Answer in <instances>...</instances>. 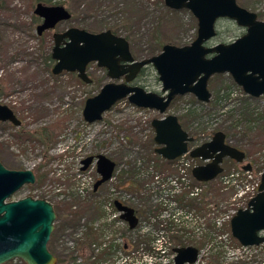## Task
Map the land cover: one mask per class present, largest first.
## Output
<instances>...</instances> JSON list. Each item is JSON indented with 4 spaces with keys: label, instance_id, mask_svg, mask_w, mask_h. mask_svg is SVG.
<instances>
[{
    "label": "rangeland",
    "instance_id": "1",
    "mask_svg": "<svg viewBox=\"0 0 264 264\" xmlns=\"http://www.w3.org/2000/svg\"><path fill=\"white\" fill-rule=\"evenodd\" d=\"M131 1L135 0H42L47 5L60 4L71 14L55 30L75 26L97 32L116 26L129 27L135 32L130 47L136 59L147 57L150 34H157L166 42L185 43L194 38L196 19L189 11L173 15L160 0H140L150 14L129 18L130 12L137 10L131 7ZM236 1L264 20V0ZM36 3L37 0H0V104L12 108L22 121L21 128L7 125L0 128V161L10 169H30L35 174V182L23 185L11 195V200L31 195L49 200L57 209L48 241V249L57 258L56 264H173V248L186 245L199 249L194 264H264V244L237 246L224 234L223 224L212 226L214 219L223 221L224 215L243 203L246 195H240V184L247 183L243 189L250 187L260 181L264 172V121L248 125L238 113L247 102L250 109L264 114L263 95L246 99L250 96L228 73H222L208 80L209 102H195L191 95L171 102L166 113L179 116L184 127L198 138L207 139L215 130H227L230 133L227 141L245 151L243 163H252L253 169L251 177L239 181L234 169L240 164L225 158L222 173L202 185L199 199L187 197L183 190L171 191L174 196L169 198L166 189L172 186L167 177H180L179 162L167 163L149 148L154 136L150 121L160 115L142 111L122 99L104 112L101 120L85 122L81 114L85 99L97 93L110 79L105 69L95 62L87 69L92 79L90 83L81 81L74 72L51 73L55 61L48 60L47 56L53 45V31L36 34L35 26L39 21L33 13ZM216 29L214 42L231 41L244 31L225 18L217 22ZM135 84L161 92L152 65L144 69ZM225 94V98L217 99ZM230 110L234 112L229 115ZM240 117L243 120L230 131L228 127ZM151 146L155 147L154 141ZM99 153L115 162L113 178L99 193L92 194L88 190L81 198L75 194L74 169L81 156ZM180 164L189 170L199 164V160L186 158ZM97 176L95 169L90 172L92 180ZM230 177L234 179H228ZM224 179H228L227 182ZM124 187L128 189L125 197L141 217L137 227L126 233L132 244L131 251H122L123 234L117 233L120 240L114 243L113 254L97 260L93 255H100L101 249L112 246V240L117 238L111 233L123 232L122 223L115 227L107 225L106 214L112 218V211L102 208L101 203L110 192L124 196L120 189ZM192 200L194 207L189 205ZM187 212L193 215L194 222L185 217L189 215ZM204 212L205 220L202 219ZM63 222L67 225L60 228ZM92 227L98 233L91 231V235L98 236L83 238ZM143 236L155 237V240L150 244ZM161 247L165 253L160 255L156 248ZM217 253L219 257L215 260L213 256ZM3 264L25 262L17 258Z\"/></svg>",
    "mask_w": 264,
    "mask_h": 264
},
{
    "label": "water",
    "instance_id": "2",
    "mask_svg": "<svg viewBox=\"0 0 264 264\" xmlns=\"http://www.w3.org/2000/svg\"><path fill=\"white\" fill-rule=\"evenodd\" d=\"M168 8L187 9L196 18L195 38L185 45L165 43L161 50L150 57L135 60L128 40L110 29L99 32L70 26L53 33L51 58L55 61L51 73L75 72L85 83H90L86 67L95 62L105 68L110 81L99 91L85 99L81 114L87 123L102 119L103 113L115 103L126 99L134 107L149 108L165 113L176 96L192 94L201 102L210 100L208 80L215 74L228 73L233 81L250 97L264 99V20L256 12L236 0H163ZM34 13L42 19L36 27L38 34L70 18V12L60 4L47 5L37 2ZM219 18L233 21L244 28V33L231 42L206 45L215 34ZM152 65L161 84L158 94L139 85L130 84L140 70ZM120 79H122L120 81ZM9 120L18 125L19 120L5 104H0V121ZM151 126L155 153L166 160H173L189 152L192 158L206 163L195 165L192 176L201 182L214 179L222 172L224 158L241 163V169L250 171V162L243 163L245 152L229 144L223 131H216L211 140L188 150L192 137L181 127L175 114L153 118ZM96 159L99 174L93 185L96 189L109 180L115 162L106 155L87 156L81 169ZM30 169H10L0 161V264L21 259L25 264H56V256L48 249L54 229L56 212L52 202L45 198L27 195L11 200L13 193L23 185L35 182ZM120 218L134 229L138 217L133 207L114 202ZM231 236L244 247L264 243V172L261 173L257 193L245 208H239L229 220ZM173 264H194L199 249L193 245L173 248Z\"/></svg>",
    "mask_w": 264,
    "mask_h": 264
},
{
    "label": "flooded vegetation",
    "instance_id": "3",
    "mask_svg": "<svg viewBox=\"0 0 264 264\" xmlns=\"http://www.w3.org/2000/svg\"><path fill=\"white\" fill-rule=\"evenodd\" d=\"M161 2L163 3V5H164V2H163V0H161ZM41 3H43V2H41ZM45 4V3H44ZM166 7V6H165ZM168 8V7H167ZM169 9H171V8H169ZM34 10V9H33ZM174 10V9H173ZM176 11H178V12H182V11H188L187 9H178V10H176ZM190 12V11H189ZM33 13H34V11H33ZM191 13V12H190ZM34 15H35V19H37V21H38V19H39V21H38V23L36 24V26H35V32H36V34L38 35V36H40V35H42L45 31H48V30H45V31H43L41 34H38L37 33V31H36V27L42 22V19L39 17V16H37L35 13H34ZM257 15H258V13H257ZM194 17V16H193ZM195 18V17H194ZM258 18H260L259 17V15H258ZM196 19V18H195ZM220 19H223V18H219L217 21H216V23H215V30H216V34H215V36L212 38V39H210L207 43H206V45H213V44H216V43H219V42H221V43H228V42H231L232 40H234L235 38H237L238 36H236L234 39H232L231 41H228V42H223V41H218V42H214L213 41V39L216 37V35H217V29H216V25H217V22L220 20ZM226 19V18H225ZM261 19V18H260ZM229 20V19H228ZM263 20V19H262ZM64 22V21H63ZM61 23V22H60ZM60 23H58V24H60ZM57 24V25H58ZM56 25V26H57ZM56 26H55V28H56ZM55 28H53V29H49V30H52L53 32H52V34H51V37H52V41H53V33L54 32H61V31H63V30H65L66 28H68V27H66L65 29H63V30H61V31H59V30H55ZM240 28H242V27H240ZM243 30H244V28H242ZM106 30V29H105ZM197 30V21H196V28H195V31ZM102 31V30H101ZM112 31V30H111ZM245 31V30H244ZM244 31H243V33H244ZM99 32V31H98ZM242 33V34H243ZM242 34H240V35H242ZM117 35H119V34H117ZM239 35V36H240ZM121 36H123V35H121ZM195 36H196V33H195ZM195 36H194V38H195ZM193 38V39H194ZM192 39V40H193ZM191 40V41H192ZM191 41H189V42H185L184 44H179V45H185V44H189ZM129 42V41H128ZM170 44H174V43H170ZM174 45H177V44H174ZM178 45V46H179ZM53 46V45H52ZM129 46H130V43H129ZM52 48V47H51ZM161 50V49H160ZM130 51H131V47H130ZM131 54H132V51H131ZM157 54V53H156ZM50 56H51V52H50ZM132 56H133V54H132ZM134 57V56H133ZM150 57V56H149ZM144 58H146V57H144ZM135 60H139V59H136V58H134ZM142 59V58H141ZM91 63V62H90ZM89 63V64H90ZM88 64V65H89ZM88 65H87V67H86V71H87V69H88ZM53 66V65H52ZM148 66V65H147ZM147 66H145V67H143L141 70H140V72L137 74V76L131 81V83L130 84H133V85H136L135 84V81H136V79L138 78V76L139 75H141L142 73H143V71H144V69L147 67ZM52 68V67H51ZM105 69V68H104ZM106 71V70H105ZM61 73H63V72H61ZM60 73V74H61ZM75 73V72H74ZM60 74H57V75H60ZM88 74V73H87ZM122 79H120V81H121ZM82 81V80H81ZM91 81H92V79H91ZM123 81V80H122ZM103 85V84H102ZM161 85V84H160ZM160 90H161V87H160ZM148 91H150V90H148ZM210 91V90H209ZM153 92H155V91H153ZM157 93V92H156ZM158 94H163V92H160V93H158ZM185 95H191V96H193V98H194V100H195V102H199V103H201V101H198L195 97H194V95H192V94H190V93H188V94H185ZM184 95H179V96H176L172 101H174V100H176V98H179V97H183ZM211 98V97H210ZM126 100V99H125ZM127 101V100H126ZM171 101V102H172ZM202 103H204V102H202ZM171 104V103H170ZM6 105V104H5ZM8 106V105H7ZM9 107V106H8ZM169 107V106H168ZM10 108V107H9ZM136 108H138V109H141L142 111H152V112H157L160 116H158V117H154V118H159V117H163V116H165V115H167V114H172V113H166V111H165V113H163V114H160L158 111H156V110H154V109H149V108H141V107H136ZM11 110H12V112H13V114L16 116V118L19 120V124L18 125H15V124H13L11 121H9V120H6V121H0V128L2 129L5 125H7V126H9V127H19V128H21V124H22V121H21V119L16 115V113L13 111V109L12 108H10ZM168 109V108H167ZM177 116V115H176ZM177 118H178V121H179V123H180V125H181V127L188 133V135L189 136H191L192 137V140L191 141H189L188 143H187V147H188V150H190V149H192V148H194V147H196V146H199V145H201V144H203L204 142H207V141H209V140H211V138H212V136H213V134L216 132V131H218V130H215V131H213V133L209 136V138H205V139H202V138H198L195 134H192V133H190L189 131H188V129L187 128H185L184 127V125L180 122V118H179V116H177ZM153 119V118H152ZM151 119V120H152ZM150 126H151V121H150ZM152 127V126H151ZM153 129V128H152ZM220 131H222V130H220ZM225 140L227 141V137H226V135H225ZM154 141V140H153ZM228 142V141H227ZM155 143V142H154ZM229 143V142H228ZM230 144V143H229ZM232 145V144H231ZM157 145L155 144V147H156ZM234 146V145H233ZM155 147H154V149H155ZM236 147V146H235ZM236 148H238V147H236ZM238 149H240V148H238ZM240 150H242V149H240ZM244 151V150H243ZM245 152V151H244ZM154 153H155V151H154ZM157 154V153H156ZM96 156L97 154H87V155H84V156H81L78 160V170L80 171V172H87L88 170H90L91 169V171L93 170V169H95V171H96V159L95 158H93V160L88 164V166L85 168V169H81V167H82V165H83V163H82V160L84 159V158H86L87 156ZM158 155V154H157ZM161 159H163V160H165L167 163H176V164H178V162H179V165H178V170L179 169H181L182 168V164H180V161H184V159H198L199 160V164H196V165H200V164H204V163H206V161L205 160H202V159H200V158H192L190 155H189V152H186V153H184V154H182L181 156H179V157H177V158H175V159H173V160H166V159H164L163 157H161L160 155H158ZM227 158V157H226ZM225 159V158H224ZM224 159H223V161H224ZM230 159V158H229ZM245 159H246V153H245ZM233 160V159H232ZM169 161H171V162H169ZM245 161V160H244ZM182 163V162H181ZM186 163V162H185ZM237 163V162H236ZM3 164V163H2ZM184 164V163H183ZM222 164H223V162H222ZM221 164V165H222ZM238 164H240V167L239 168H237V169H234V172L236 173V179H238L239 181H242V179L243 178H245V180L247 179V178H249V177H251L252 176V169H253V165H252V163H251V165H252V169L250 170V171H245V170H242L241 169V163H238ZM4 165V164H3ZM5 166V165H4ZM195 166V165H194ZM193 166V167H194ZM5 167H7V166H5ZM193 167H191L189 170H186L185 169V174L186 175H188V177L190 178V182H191V188H190V190L191 189H197L198 190V195H196V197L199 199L200 198V196H201V194H202V185L204 186L206 183H209V182H211L212 180H214L216 177H218L222 172H220L214 179H212V180H210V181H206V182H201V181H198V180H196L193 176H192V173H191V170H192V168ZM8 168V167H7ZM222 168H223V165H222ZM223 171V170H222ZM179 172H180V170H179ZM97 173V172H96ZM262 173V172H261ZM98 174V173H97ZM35 175V174H34ZM99 175V174H98ZM174 175V174H173ZM182 176V175H181ZM112 178H113V173H112V176H111V178L109 179V180H112ZM181 178H184V175L181 177ZM260 178H261V175H260ZM97 179H99V176H97L96 178H95V180H93V184H92V188H91V190L89 191V193H92V194H96V193H99L100 191H101V189H102V187H103V185L105 184V183H107V182H109V180H107V181H105V182H103L102 184H100L96 189H94V187H93V185H94V183H95V181L97 180ZM247 183H241L240 184V188H243L245 185H246ZM259 184H260V181H259ZM259 184H258V186H259ZM120 189H122V191H123V193H124V196H121V195H116V193L115 192H110L109 194H108V198L105 200V201H102V202H104V203H106V205L104 204V203H101V205H102V208L103 207H106V208H108L109 210H111L112 211V218L111 217H109L107 214H106V216H107V220H108V223H107V225H109V226H112V227H115L118 223H122L123 225V232H112L111 234L114 236H116L117 235V233H119V235L121 236V234H123L122 236V251L124 252V253H130V251H131V248H132V244L130 243V241H129V236L127 235L132 229L129 227V225H128V223L126 222V221H124V220H122L121 218H120V212L116 209V207H115V204H114V202H115V200H118V201H120L122 204H124V205H128V206H130V207H133L130 203H129V198H126L125 196L128 194L127 193V188L126 187H124V188H120ZM237 190V189H236ZM119 191V190H118ZM200 191V192H199ZM258 191V190H257ZM119 193V192H118ZM88 195H90V194H88ZM180 197V196H179ZM253 197V196H252ZM252 197H250V199L252 198ZM192 199H193V196H192ZM250 199H248L247 201H243V203L240 205V206H238V207H235V212L237 211V209H239V208H245L246 206H247V203H248V201L250 200ZM134 208V210H135V214H136V216L138 217V221H137V224H136V226H135V228L137 227V225H138V223H139V221H140V216H139V214L137 213V208L136 207H133ZM55 209V208H54ZM234 212V213H235ZM234 213H233V215H234ZM203 219L205 220L206 219V212H204L203 213ZM105 220V219H104ZM104 224H106V223H103V225ZM225 224V223H224ZM134 228V229H135ZM127 233V234H126ZM225 233H228V232H225ZM224 233V234H225ZM119 235H117V238H115L114 237V242H113V240H112V242H111V251L110 252H112V253H110V255H112L113 254V252H114V243L117 241V239H119L118 237H119ZM120 240V239H119ZM113 243V244H112ZM108 247H110V246H108ZM101 248V247H100ZM110 250V249H109Z\"/></svg>",
    "mask_w": 264,
    "mask_h": 264
},
{
    "label": "trees",
    "instance_id": "4",
    "mask_svg": "<svg viewBox=\"0 0 264 264\" xmlns=\"http://www.w3.org/2000/svg\"><path fill=\"white\" fill-rule=\"evenodd\" d=\"M44 1H46V0H44ZM50 1V0H49ZM161 1V0H160ZM37 2H42V0H37ZM139 5V6H138ZM133 6H135L136 8H137V10L135 11V12H130V15L128 16L129 18H131V17H138V18H142V17H144V16H147L148 14H150L149 12H148V7L146 6V4H144L143 2H141L140 0H135V1H131V7H133ZM166 9H167V11H168V13H171V14H173V15H176V14H178L179 12L178 11H176V10H173V9H169V8H167L166 7ZM259 15V17H260V14H258ZM106 29H110V30H112V32L113 33H115V34H119V35H123L128 41H129V43H130V46H131V44H133V42H134V34H135V32H133V31H131L130 30V28L129 27H127V26H116L115 28H106ZM123 30V31H120V30ZM157 30H159V29H157ZM156 30V31H157ZM98 32V31H97ZM153 34H150V39H149V47H148V52H147V57H149V56H152V55H154V54H156V53H158L159 51H160V49H161V47H162V45L163 44H165V43H174V44H177V45H179V44H184V43H180V42H173V41H169V42H166V41H164V40H162L161 38H160V36L159 35H153V37H151ZM47 58H48V60H52L51 59V56L50 55H48L47 56ZM225 96H226V94L225 95H221V96H217V99H222V98H225ZM249 98H251V97H246V99H249ZM244 102H246V100H244ZM242 109V111L240 112V111H238V113H239V116H241L244 120H245V123H247L248 125H252L254 122H259V121H264V114H262L261 112L260 113H256L255 111H253L252 109H250L249 107H248V105H247V102H246V104L244 103V106L241 108ZM231 112H234V110H230V111H227V114H229V113H231ZM226 113V112H225ZM230 115V114H229ZM241 117H240V119H238L236 122H234L233 124H232V126H229L228 127V129L230 130V131H234V127L236 126V124H240V122H241V120H243V119H241ZM249 129H251V126H249L248 127V130ZM224 133H225V135H226V137L228 138V137H230V133L227 131V130H225L224 129V131H223ZM236 133V132H235ZM150 152L151 153H154V147H152L151 145L153 144V138L152 139H150ZM234 146H236V147H238V148H240L239 147V145H236V144H233ZM169 162H171V161H169ZM181 200H185V198L184 197H181ZM193 203V204H192ZM190 206H192V207H194L195 205H194V202H193V200L192 201H190V204H189ZM55 212H56V216H57V209L55 210ZM65 225H67V223L66 222H63V224H61V227L60 228H63ZM224 225V229H225V231L226 232H228L229 233V231H230V229H229V225H228V223H225V224H223ZM213 227H214V224L212 225ZM56 230H59L58 228L56 229ZM97 232L96 231V229H94L93 227L92 228H90L86 233H84V235H83V238H85V239H87L88 240V238H92V237H96V236H98V234H95V235H91V233L92 232ZM98 233V232H97ZM99 235H100V233H99ZM92 236V237H91ZM144 237V236H143ZM145 239H143V240H145V241H149V243L151 244L152 243V241L154 240V237H149V236H145L144 237ZM229 238L232 240V242L235 244V245H237V246H240V244L229 234ZM78 240L77 241H79V238H77ZM93 240V239H92ZM93 243H95L94 241H92ZM111 246L110 247H106V248H104V249H101L103 252L102 253H100V255L98 254V256H97V254L95 253L94 255H93V257L95 258H97V260L98 259H103V258H105L107 255H109L111 252ZM110 249V250H109ZM151 254H152V252H151ZM214 258H215V260L217 259L218 260V257H219V254L217 253V254H215L214 256H213ZM72 258V257H71ZM74 259V258H73ZM58 260H59V258H58ZM62 260V259H61ZM74 261H75V259H74ZM95 261H96V259H95ZM97 262V261H96ZM95 264V263H94Z\"/></svg>",
    "mask_w": 264,
    "mask_h": 264
},
{
    "label": "built area",
    "instance_id": "5",
    "mask_svg": "<svg viewBox=\"0 0 264 264\" xmlns=\"http://www.w3.org/2000/svg\"><path fill=\"white\" fill-rule=\"evenodd\" d=\"M186 164L187 163H184V166ZM78 165L74 169L75 170V173H73V174H75V178H74V180H75V187H74V189H75V194H79L78 196H81V198H82V197H85L86 196V194L88 193V190L89 191L91 190L92 184H93V180L90 178L91 169L88 170L85 173L84 172L82 173V172H80L78 170ZM184 166L182 164V168L179 169L180 170V172H179L180 173V177H177V176L175 178H171L170 176L167 177V180H169L168 181L169 184H171V186H172V187L166 189V193H167L166 196H168L169 198H173L172 196H174L173 195L174 192L182 191V190L184 191L182 193L183 194H186L187 197H191V196L196 197V195H198V190L196 188L195 189L193 188V189L190 190V188H191V182L190 181L191 180L188 177V175L185 174L186 167H184ZM181 175L182 176L184 175V178H181L182 177ZM228 179L233 180L234 178L230 177ZM228 179H224L223 181L224 182H227ZM258 184H259V182H256L254 185H251L250 187L247 186L245 189H243L244 187L243 188H240V190H239V192H241L240 195H246L244 197V200L245 201H247L248 199H250V197L254 196L257 193ZM186 188H188V190H184ZM234 212H235V208L222 217V220L223 221H221V220L219 221L218 219H216V220L214 219V221L212 223L216 227H219V226H221L224 223H229V220L232 217V215H233ZM187 213H189V212H187ZM185 217L188 219L189 222H194V220H193L194 217H193V215L191 213H189V215L188 214L185 215ZM173 219H176L177 220V218L175 216H173ZM173 219H172V221H175ZM217 224H219V225H217ZM205 227H206V225H205V222H204V228H203L204 230H205ZM186 233H189V232H186ZM225 234L229 236L230 233H225ZM154 240H155V237H154ZM154 240L152 241V243L154 242ZM156 251H158L159 254L160 253L161 254H164L165 253V250L162 247L160 249L159 248H156ZM160 255L158 256V258H160ZM154 259L156 260V258H154Z\"/></svg>",
    "mask_w": 264,
    "mask_h": 264
}]
</instances>
